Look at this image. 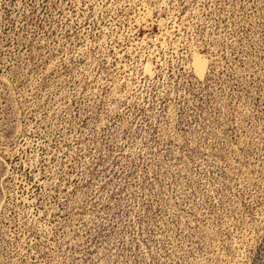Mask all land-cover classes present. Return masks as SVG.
Here are the masks:
<instances>
[{"label":"rangeland","instance_id":"obj_1","mask_svg":"<svg viewBox=\"0 0 264 264\" xmlns=\"http://www.w3.org/2000/svg\"><path fill=\"white\" fill-rule=\"evenodd\" d=\"M0 264H264V0H0Z\"/></svg>","mask_w":264,"mask_h":264}]
</instances>
